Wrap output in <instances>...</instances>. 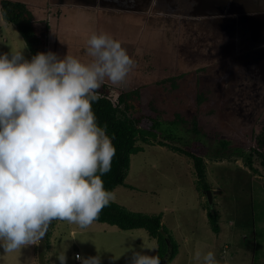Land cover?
Instances as JSON below:
<instances>
[{"label":"rangeland","instance_id":"374dc122","mask_svg":"<svg viewBox=\"0 0 264 264\" xmlns=\"http://www.w3.org/2000/svg\"><path fill=\"white\" fill-rule=\"evenodd\" d=\"M173 1L178 4L175 8ZM199 2L201 0H107L96 16L93 12H86L85 16L62 10L66 15L71 14L70 21L59 24L62 33L59 30V34H55L58 23L52 21L53 17H50L49 31L42 30L44 24L34 26V30L43 40V52L51 50L60 57L67 53L83 62L89 59L83 50L93 32L111 35L127 51L129 43L135 44L132 55L135 66L128 82L123 87H114L131 91L142 83H150L146 89L158 93L159 101L154 105L164 109L163 116L168 119L158 118L151 112L152 118H157L161 125L156 129L144 127V130L147 135L157 137L154 142L151 137L148 143L137 142L138 152L131 154L125 184L112 191L115 194L113 202L131 211L162 215V223L178 244V252L169 264H201L194 258L195 253L203 256L209 251L215 253L218 264H264V171L260 170L261 175L247 174L244 170L249 169L241 159L204 157L211 184L207 190L213 198V203L206 204L207 190L202 192L197 188L191 160L156 142L163 139V135L174 133L179 141L172 144L185 148V145L192 147L200 143L207 152L215 147L218 134H227L237 127L239 133L235 140L231 139L232 145L246 150L252 144L250 137L264 125V41L251 43L242 38L246 30L242 18L248 12L252 16L247 22L262 25L264 34V0H246L244 7L236 0H226V13L221 21L198 17L196 9L204 8ZM106 8L108 10L103 11ZM38 9L30 5L33 15ZM111 9L121 12L114 15ZM44 10L49 9L45 7ZM88 17H98L100 22ZM90 25H93L91 34ZM25 45L16 27L0 19V54L22 49ZM24 55L28 59L33 56L27 46ZM226 60L230 62L225 63ZM217 62L224 63L218 66L221 75L215 77L219 81V97L199 106L200 109L208 106L216 109L218 118L213 117L216 134L213 132L206 138L191 135L183 125L170 124L169 119L177 111L185 116L197 113V106L188 104L193 99L187 94L197 89V79L202 83L213 80L215 69L212 67ZM232 63L238 66L235 73ZM170 75L177 76L174 83L171 82V85H179L177 91L162 94L161 85L153 83ZM145 97L146 93L142 99H148ZM135 104L133 116L146 117L149 111L142 112L141 105L137 101ZM207 205L219 213L218 233L210 227ZM65 247L67 264H80L75 259L76 253L88 257L98 252L102 264H127L133 250L156 251L157 242L144 228L122 230L95 221L81 229L66 221H54L36 244L9 253L0 247V264H60L56 254Z\"/></svg>","mask_w":264,"mask_h":264},{"label":"clouds","instance_id":"9594fccd","mask_svg":"<svg viewBox=\"0 0 264 264\" xmlns=\"http://www.w3.org/2000/svg\"><path fill=\"white\" fill-rule=\"evenodd\" d=\"M4 15L0 11V19ZM24 48L0 54V247L5 253L36 244L54 221L86 229L115 199L102 179L116 155L114 137L98 122L93 104L105 83L125 86L135 66L127 49L107 33L89 36L83 50L87 62L51 50L28 59ZM66 251L56 254L60 264H67ZM154 252L133 250L127 264H162ZM194 258L218 264L212 251L196 252ZM75 259L102 264L99 252Z\"/></svg>","mask_w":264,"mask_h":264},{"label":"trees","instance_id":"16d2710c","mask_svg":"<svg viewBox=\"0 0 264 264\" xmlns=\"http://www.w3.org/2000/svg\"><path fill=\"white\" fill-rule=\"evenodd\" d=\"M236 1L239 2L240 7H244L247 4L246 0ZM225 3L226 0H222L221 3L217 5H202L201 7H204L202 10L196 9L198 17L203 18L204 16H207L211 21H221L226 13V10L224 9ZM176 4L177 1H173L174 8L176 7ZM0 11L5 13L3 19L8 23L13 24L19 31L32 55H35L37 52H43V40L34 30L33 17L25 3L17 0H0ZM239 14L240 13L236 15ZM251 16L252 15L248 12L245 14V17L242 18L246 22V30L242 38L251 43L261 40L264 41L262 25H251L247 22L251 21ZM137 49L139 48L137 47ZM227 62L229 63L230 61L226 60L225 63ZM223 64L224 63L217 62L216 65L212 67V69H215V72L211 77V79H213L212 81L210 80L209 82L202 83L197 79V89L190 92V94H187L189 99H193V101L190 100L188 104L197 106V113L185 116L181 111H177L169 119L170 124L183 125L187 130V133L191 135H201L206 138L207 135L213 134L215 131L213 130V117H216V120L218 118L216 109L213 106L200 109L199 106L203 104L205 105L210 100H215L219 97V81L216 78L221 75L218 66ZM235 64L237 65V63ZM236 65L233 66L234 73L238 71V66ZM176 77L177 76L170 75L155 81L153 84L161 85L162 94L168 91V93H172L177 91L179 86L176 83L175 85L173 84L174 86L171 85V82L174 83ZM149 85L150 83H142L137 88L131 91H126L123 90V88L122 90L115 89L111 84L105 83L100 89L101 98L99 102L93 104V109L98 118V122L101 126H107V132L110 136L114 137L113 143L116 147V155L112 162L111 171L102 177L104 186L107 190L113 191L117 186L125 184V179L130 166L131 154L138 152L136 147L137 142L142 141L148 143V138L151 137L146 134L144 129L147 127L149 129H156L161 125V122L158 121L157 118H152L151 112L157 114L158 118H167L163 116L165 110L154 105L159 101V95L155 90L149 92L146 89ZM200 86L202 87L201 89H199ZM145 93V98L148 99H142ZM136 101L141 105L142 112L145 111L146 113V110L149 111L146 117L133 116V112L136 108ZM210 115L212 118L209 117ZM200 121L201 123H198ZM140 124H144L143 127L139 126ZM214 133L216 134V132ZM238 133V128L235 127L227 134H218L220 137L217 138L215 147H210L209 150L206 148V150H208L207 152L203 151L205 149L200 143H194L192 146L196 148L195 151H193L192 147L187 145L183 148L172 144L175 141H179V138L177 139L174 133L163 135L164 138L158 139L156 142L159 145H166L170 150L183 154L191 160L194 174L196 176L197 188L204 192L209 189L211 185L207 179L204 157L214 160L225 158L231 160L232 157L235 159H241L244 165L249 169V171L247 169L244 170L247 174L261 175L260 170L264 171V125L261 126V130L257 134L250 137V142L252 144L248 146L246 150L240 145H232L233 141H231V139L233 140ZM156 137L157 136L151 137L153 142ZM207 203L208 200L206 201V204ZM207 216L211 229L215 233H218L220 230L219 213L215 209L212 211L208 206ZM97 221L115 225L122 230L144 228L149 236L156 240L157 249L154 254L160 256L162 264H169L178 252V244L171 236L169 230L162 223V215L160 213L154 214L131 211L112 201L102 210ZM40 249L43 250L44 247L40 246ZM167 253L168 256L166 260H164L165 254ZM76 261L79 260L76 259Z\"/></svg>","mask_w":264,"mask_h":264},{"label":"crops","instance_id":"0c3cea01","mask_svg":"<svg viewBox=\"0 0 264 264\" xmlns=\"http://www.w3.org/2000/svg\"><path fill=\"white\" fill-rule=\"evenodd\" d=\"M17 1H19V0H17ZM106 1L107 0H31L30 2H26V1H21V2L25 3L28 6L29 10H30V5H33V6H36L37 8H39L38 11L36 12V15H33L32 11H30L32 14V17H33V21H34L33 27L44 24L42 27V30H45V32H47L51 29L50 17H53L52 21H57V23H58V27L54 28L55 34H59L58 33L59 30H61V33L63 31L59 24L62 22H65V21H70V15L71 14L81 13V14L85 15L86 12H88L87 14H92V12H93V13H95V16L99 15L100 7L103 3H106ZM221 1L220 0H201V3L199 2V5L200 6H202V5H217V4H220ZM89 5H92L94 7L91 6V8H89ZM45 7L47 9H49V10H47V12L44 10ZM79 9H81L83 12L79 11ZM117 9H111L113 11V13H111V14L115 15V13L121 12V10H117ZM62 10H70L71 14L66 15L65 13H62L63 12ZM107 10H108V8L103 9V11H107ZM182 13L185 14V11H183ZM46 14H48V17L46 16ZM85 16H87V15H85ZM88 18L93 19L94 22H100L98 17H95V18L88 17ZM114 20H115V18L113 19V21ZM86 21H87V19H86ZM131 22H133V21L131 20L129 23H131ZM92 26L93 25H90V29H89L90 34L93 32V30H91ZM86 28L87 27H85V29ZM204 31H206V30H204ZM138 34H139V32L137 33V37H138ZM60 35L62 36L63 34H60ZM130 36H132V35H130ZM136 39H138V38H136ZM134 46H135L134 43H129L128 52L130 53V56H132L134 54V51L136 49V47L133 49ZM234 65L235 64H233V66ZM262 188H264V187H262Z\"/></svg>","mask_w":264,"mask_h":264},{"label":"water","instance_id":"95a60500","mask_svg":"<svg viewBox=\"0 0 264 264\" xmlns=\"http://www.w3.org/2000/svg\"><path fill=\"white\" fill-rule=\"evenodd\" d=\"M206 192H207V200H208V202L211 204V203H212V195H211V191H210V190H207ZM167 256H168V253L165 254L164 260H166Z\"/></svg>","mask_w":264,"mask_h":264},{"label":"built area","instance_id":"2783aa9c","mask_svg":"<svg viewBox=\"0 0 264 264\" xmlns=\"http://www.w3.org/2000/svg\"><path fill=\"white\" fill-rule=\"evenodd\" d=\"M76 254H78V253H76ZM76 254H75V255H76Z\"/></svg>","mask_w":264,"mask_h":264}]
</instances>
